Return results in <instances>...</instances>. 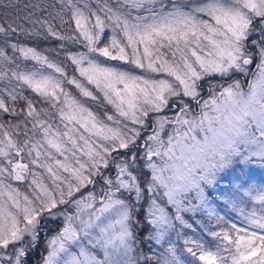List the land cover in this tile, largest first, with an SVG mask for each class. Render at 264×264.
Masks as SVG:
<instances>
[{
    "label": "snow or ice",
    "instance_id": "snow-or-ice-1",
    "mask_svg": "<svg viewBox=\"0 0 264 264\" xmlns=\"http://www.w3.org/2000/svg\"><path fill=\"white\" fill-rule=\"evenodd\" d=\"M0 264H264V0H0Z\"/></svg>",
    "mask_w": 264,
    "mask_h": 264
},
{
    "label": "trees",
    "instance_id": "trees-1",
    "mask_svg": "<svg viewBox=\"0 0 264 264\" xmlns=\"http://www.w3.org/2000/svg\"><path fill=\"white\" fill-rule=\"evenodd\" d=\"M42 46H44V45H42ZM48 46H50V47H51V46H54V45H48Z\"/></svg>",
    "mask_w": 264,
    "mask_h": 264
}]
</instances>
